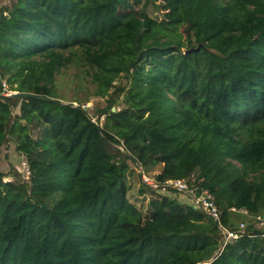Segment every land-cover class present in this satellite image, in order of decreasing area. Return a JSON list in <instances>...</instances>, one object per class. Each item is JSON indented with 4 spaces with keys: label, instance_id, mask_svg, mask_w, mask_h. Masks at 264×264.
<instances>
[{
    "label": "trees",
    "instance_id": "trees-1",
    "mask_svg": "<svg viewBox=\"0 0 264 264\" xmlns=\"http://www.w3.org/2000/svg\"><path fill=\"white\" fill-rule=\"evenodd\" d=\"M1 2L0 79L63 104L0 95V161L30 170L0 169V264H264V0ZM172 179L243 235L221 248Z\"/></svg>",
    "mask_w": 264,
    "mask_h": 264
},
{
    "label": "built area",
    "instance_id": "built-area-1",
    "mask_svg": "<svg viewBox=\"0 0 264 264\" xmlns=\"http://www.w3.org/2000/svg\"><path fill=\"white\" fill-rule=\"evenodd\" d=\"M1 1L2 0H0V6L3 4ZM14 92L16 91H13L4 80L0 79V95L10 97ZM20 170L24 178H27L30 175L29 166L25 160L22 161ZM143 181L146 183L148 182L144 179ZM153 183L150 184L156 187ZM165 185L174 188L178 194V198L179 196H182L184 199L181 200H186L187 203L193 206V208L200 209L210 215V217L216 222L217 228L223 236V245L221 248H223L225 244L230 243L243 235L245 228L244 223H240L235 229H229L222 225L220 220L221 212L215 203L214 197L210 193L202 191L200 194H196L193 188H190L187 183L178 179L168 180L165 182ZM230 210L236 212L235 208H231ZM239 212L247 214L246 210H240ZM255 218V225L264 228V217L257 215Z\"/></svg>",
    "mask_w": 264,
    "mask_h": 264
},
{
    "label": "rangeland",
    "instance_id": "rangeland-1",
    "mask_svg": "<svg viewBox=\"0 0 264 264\" xmlns=\"http://www.w3.org/2000/svg\"><path fill=\"white\" fill-rule=\"evenodd\" d=\"M159 5V2L156 3L155 6H151L148 5L146 7V12L150 17H153L154 19H157L158 21L161 20V16L163 15L164 11L162 9V6H157ZM74 84L71 83V87H73ZM61 91L63 93L64 96H67V100L71 99V100H76V99H84L85 95H86V91H88V89L85 87V85L81 86V90L78 92H81V95H74V91L70 90L69 88H67L66 86L64 88H61ZM103 100L101 98H92L90 100V102L85 105V108H90L92 107L93 104L96 103H102ZM25 159H23L20 155H18V153L15 151V146L14 144H9L8 147H3L2 151H1V161H0V169L3 172H7L9 171L10 168H18L19 163L21 161H24ZM132 169V167H131ZM19 171H21L19 169ZM160 171V166H156L154 170H152L149 174L150 176L152 174L158 173ZM136 172V171H135ZM133 172L132 176L129 178L128 180V184L130 186V193H129V198L130 200L137 206L139 207L140 205H144L146 204V199L150 198L151 195L150 193H148L146 191V193L144 195H138L137 194V190L139 189V180H138V176L136 175V173ZM140 172V170H139ZM142 178L144 180H147V183H153V179L147 177V174H142ZM5 182H10V181H15L14 178L12 176H6L5 177ZM179 199H184L182 196H179ZM185 202H187L186 200H183ZM205 264V263H203Z\"/></svg>",
    "mask_w": 264,
    "mask_h": 264
},
{
    "label": "water",
    "instance_id": "water-1",
    "mask_svg": "<svg viewBox=\"0 0 264 264\" xmlns=\"http://www.w3.org/2000/svg\"><path fill=\"white\" fill-rule=\"evenodd\" d=\"M191 51L192 50H188V51H186V53L187 52H191ZM1 96H3V95H1ZM10 97H33V98H36L38 100H43V101H48V102H56L58 104H63L61 101L55 100V99H52V98H47V97H43V96H34V95H29V94H21L19 92H14L13 94H11Z\"/></svg>",
    "mask_w": 264,
    "mask_h": 264
}]
</instances>
